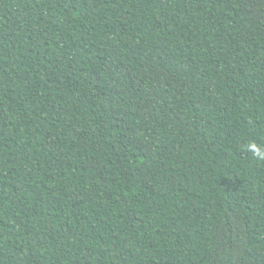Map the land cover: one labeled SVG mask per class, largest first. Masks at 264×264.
Segmentation results:
<instances>
[{"label":"trees","instance_id":"trees-1","mask_svg":"<svg viewBox=\"0 0 264 264\" xmlns=\"http://www.w3.org/2000/svg\"><path fill=\"white\" fill-rule=\"evenodd\" d=\"M0 264H264V0H0Z\"/></svg>","mask_w":264,"mask_h":264}]
</instances>
